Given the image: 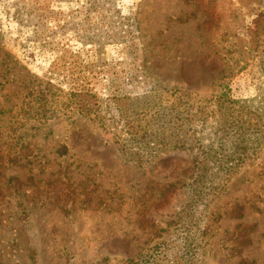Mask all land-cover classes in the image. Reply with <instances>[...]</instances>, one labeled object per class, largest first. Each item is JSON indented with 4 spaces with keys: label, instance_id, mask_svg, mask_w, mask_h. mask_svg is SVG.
Masks as SVG:
<instances>
[{
    "label": "rangeland",
    "instance_id": "1",
    "mask_svg": "<svg viewBox=\"0 0 264 264\" xmlns=\"http://www.w3.org/2000/svg\"><path fill=\"white\" fill-rule=\"evenodd\" d=\"M237 113L259 134L197 196ZM16 115L0 264H264V0H0L2 139Z\"/></svg>",
    "mask_w": 264,
    "mask_h": 264
},
{
    "label": "trees",
    "instance_id": "2",
    "mask_svg": "<svg viewBox=\"0 0 264 264\" xmlns=\"http://www.w3.org/2000/svg\"><path fill=\"white\" fill-rule=\"evenodd\" d=\"M46 87L51 88L52 85H50V83H45ZM38 96H40L39 101H44L43 104H46L47 100V95L43 93V91L38 92L37 94ZM175 109H177V107H175ZM243 116L237 115L235 117H233V119H230L231 121L227 124V125H223V126H228V127H221V129L225 132H229L231 130H233V137H234V141L232 143V155H226L225 151H226V147L225 145H221L219 148L215 149L213 153V155L210 153V151H208L207 153H205L203 151V149H201V153L203 154L202 157H200V159L198 160L197 164L195 165V171H196V182H195V186L193 188V192L195 193V195L200 196L202 195L199 190L201 189V183L205 177L207 175H209V171H210V167L208 162H206V157L210 158V163L213 166H217L218 168H225V163L227 161H224L223 158L225 157H234L236 158V160L243 158L244 155H246L249 151L250 147V139H253L255 136H257L259 134V126H257L256 124H260L259 121H256L253 125H251V122H253L251 119H253L254 117L252 116H245L243 119L241 118ZM4 119H6L4 117ZM24 120L28 121V120H33V116L32 117H23ZM223 118H221V120H223ZM9 120L11 122L12 125V133L11 135H13V137L6 135V138L2 139L1 137V133H0V166L2 164V162L4 163L5 161V156L2 152H4V150L2 149V144L1 142H5L7 145L8 144H16V147L18 145L21 146L22 143H25L24 140V136L27 135L26 131L23 132H19L20 128H18L17 126L22 127L23 124L20 123V121H22V117L18 118L17 115L16 117H9ZM173 127H177L180 128L182 124L179 123V118H175L173 120ZM8 140H11L8 142ZM20 154L16 153L12 158H9L10 160H16V157H18ZM241 162V161H240ZM239 162L237 161L236 164H238ZM197 193V194H196ZM187 211H190L187 209ZM186 211V212H187ZM188 212L185 214V217L182 218L181 221H185L182 225H186V223H191L194 215H190V217L188 218ZM124 264H140L135 262L134 260L131 259H127Z\"/></svg>",
    "mask_w": 264,
    "mask_h": 264
}]
</instances>
